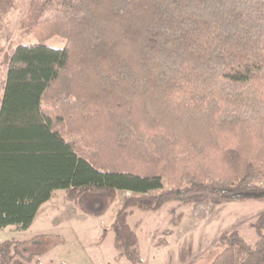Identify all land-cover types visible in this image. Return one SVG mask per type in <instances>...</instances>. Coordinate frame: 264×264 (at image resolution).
<instances>
[{"label": "trees", "instance_id": "trees-1", "mask_svg": "<svg viewBox=\"0 0 264 264\" xmlns=\"http://www.w3.org/2000/svg\"><path fill=\"white\" fill-rule=\"evenodd\" d=\"M23 2L37 41L0 60V227L29 229L58 190L92 217L131 192L112 229L138 264L132 208L264 200V0ZM253 225L208 264H264V211ZM19 255L0 242V264Z\"/></svg>", "mask_w": 264, "mask_h": 264}, {"label": "rangeland", "instance_id": "rangeland-1", "mask_svg": "<svg viewBox=\"0 0 264 264\" xmlns=\"http://www.w3.org/2000/svg\"><path fill=\"white\" fill-rule=\"evenodd\" d=\"M26 14L23 0H0V60L4 59V51L37 41L33 32L21 24ZM48 44L62 48L65 40L53 37ZM103 130L90 127L89 135L96 137ZM82 135V131L74 133L69 139ZM132 195L119 191L105 215L92 217L69 200L64 190H58L42 205L29 229L0 227V242L19 243L21 255L14 260L21 264H26L22 256L30 255L32 259L27 264H136L117 247L112 229L117 212ZM263 211V199L226 203L170 201L150 211L134 207L128 222L139 237L142 260L138 264H208L223 249L214 242L235 226L249 244L255 245L259 234L253 224ZM195 256L201 257L193 263Z\"/></svg>", "mask_w": 264, "mask_h": 264}]
</instances>
